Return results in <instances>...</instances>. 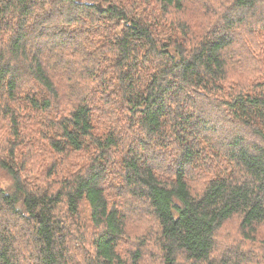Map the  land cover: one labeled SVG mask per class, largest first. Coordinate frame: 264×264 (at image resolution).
Segmentation results:
<instances>
[{
  "label": "trees",
  "instance_id": "obj_1",
  "mask_svg": "<svg viewBox=\"0 0 264 264\" xmlns=\"http://www.w3.org/2000/svg\"><path fill=\"white\" fill-rule=\"evenodd\" d=\"M250 55L264 0H0V264H129L139 207L161 264H264L247 245L264 79L230 74ZM234 220L240 239L219 241Z\"/></svg>",
  "mask_w": 264,
  "mask_h": 264
},
{
  "label": "rangeland",
  "instance_id": "obj_2",
  "mask_svg": "<svg viewBox=\"0 0 264 264\" xmlns=\"http://www.w3.org/2000/svg\"><path fill=\"white\" fill-rule=\"evenodd\" d=\"M97 4L106 5V2L103 1H96ZM190 21L196 22V15L191 17L190 15ZM247 57L246 61L243 60L242 66L233 65V67L236 69H233V72H230L232 78H238L240 77L245 79H258L260 77L261 79H264V62L263 60L257 61V59ZM255 57V56H254ZM234 80V79H233ZM257 81V80H255ZM254 83V81L252 82ZM248 83H245L244 85H247ZM4 146H1L0 144V151L2 150ZM84 155V154H83ZM38 160L41 158V156L37 157ZM113 164H111V167L115 171V173H118L117 169L114 167V164L117 163V156L112 159ZM115 161V162H114ZM112 163V162H111ZM11 183L10 174L0 167V187H7ZM110 183L116 188L119 186L117 183H115L110 179ZM114 195L112 194L110 198H112ZM113 199V198H112ZM116 199V198H115ZM139 206V203L137 204ZM140 210H133L130 213V231L127 236L120 242V251L122 256H124L129 264H161L162 258L161 254L159 253L158 249L156 248L155 238L151 235V231L156 226L155 219L147 213V210L139 207ZM131 210V209H130ZM139 212L145 213V216L143 218H139ZM221 236L218 238L219 241H231L234 239H240L239 232H238V220H234L226 225L225 228L222 229V233H220ZM149 238L148 243L146 242V246H144V254L140 261L137 263L133 262L134 255L132 254V251L136 249V247L139 245L140 239L144 237ZM255 242V243H254ZM248 241L247 245L248 247H251L252 245L260 247L264 246V224L259 227V233L257 236L256 241ZM219 245H224V242H220ZM222 248V247H220Z\"/></svg>",
  "mask_w": 264,
  "mask_h": 264
}]
</instances>
